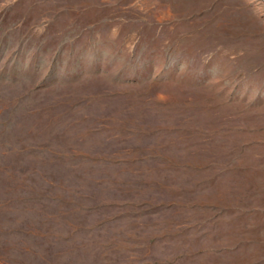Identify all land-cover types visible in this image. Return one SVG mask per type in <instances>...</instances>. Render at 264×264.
<instances>
[{"label": "rangeland", "instance_id": "1", "mask_svg": "<svg viewBox=\"0 0 264 264\" xmlns=\"http://www.w3.org/2000/svg\"><path fill=\"white\" fill-rule=\"evenodd\" d=\"M0 264H264V0H0Z\"/></svg>", "mask_w": 264, "mask_h": 264}]
</instances>
